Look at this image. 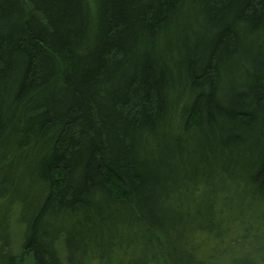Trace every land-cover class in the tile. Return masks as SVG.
<instances>
[{"label": "trees", "instance_id": "16d2710c", "mask_svg": "<svg viewBox=\"0 0 264 264\" xmlns=\"http://www.w3.org/2000/svg\"><path fill=\"white\" fill-rule=\"evenodd\" d=\"M240 189L254 215L264 0H0V264H21L14 205L32 264H63L59 242L66 264L115 260V224L158 264L190 207L208 234Z\"/></svg>", "mask_w": 264, "mask_h": 264}, {"label": "rangeland", "instance_id": "374dc122", "mask_svg": "<svg viewBox=\"0 0 264 264\" xmlns=\"http://www.w3.org/2000/svg\"><path fill=\"white\" fill-rule=\"evenodd\" d=\"M238 196L243 197V201L237 203L232 201L227 204V207H224V203H220L219 199L214 201L217 217L215 221L207 223L211 229L208 234L206 233L208 231L195 232L196 227L203 224L204 219L201 215L205 211L206 204L200 207H190L191 223L188 233L184 235L186 222L182 221L183 226H181L182 223L179 224L164 241L163 259L160 258L158 264H168L167 257L169 264L178 262L183 264L186 256L190 259L198 258L206 264H233L234 261L242 264H264V206H255L253 207L254 215L248 214L246 208L251 204L247 192L241 190ZM228 209L231 210L228 211ZM236 213L242 216L240 220L236 217ZM19 214L20 207L15 205L8 211V250L14 258L21 260V264H32L31 259L22 254L24 225L20 222ZM118 225L115 224L114 229L110 231L109 238L115 245L124 248V254H114L115 260L111 256L104 262L91 258V260H86L85 264H146L151 259V253L141 252L140 243H134L135 239L130 237L129 229H121ZM178 230L179 235H176ZM1 244L2 242H0V247ZM57 249L63 264H66L61 242L57 244ZM147 264L153 263L149 261Z\"/></svg>", "mask_w": 264, "mask_h": 264}]
</instances>
